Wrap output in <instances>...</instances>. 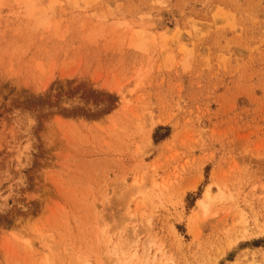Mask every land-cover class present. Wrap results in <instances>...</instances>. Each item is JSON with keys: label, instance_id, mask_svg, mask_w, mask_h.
I'll list each match as a JSON object with an SVG mask.
<instances>
[{"label": "rangeland", "instance_id": "obj_1", "mask_svg": "<svg viewBox=\"0 0 264 264\" xmlns=\"http://www.w3.org/2000/svg\"><path fill=\"white\" fill-rule=\"evenodd\" d=\"M0 264H264V0H0Z\"/></svg>", "mask_w": 264, "mask_h": 264}, {"label": "bare ground", "instance_id": "obj_2", "mask_svg": "<svg viewBox=\"0 0 264 264\" xmlns=\"http://www.w3.org/2000/svg\"><path fill=\"white\" fill-rule=\"evenodd\" d=\"M209 188V187H208ZM208 191H209V189H208ZM208 191H206L205 193H206V195L208 194Z\"/></svg>", "mask_w": 264, "mask_h": 264}]
</instances>
